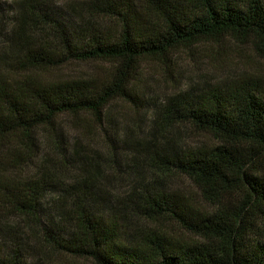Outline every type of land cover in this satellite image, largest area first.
Listing matches in <instances>:
<instances>
[{"label": "trees", "instance_id": "obj_1", "mask_svg": "<svg viewBox=\"0 0 264 264\" xmlns=\"http://www.w3.org/2000/svg\"><path fill=\"white\" fill-rule=\"evenodd\" d=\"M80 2L83 11L65 16L57 0L0 5V264H47L29 262L21 222L52 249L93 264H264V76L189 85L151 106L137 102L134 87L143 62L167 65L225 40L264 57V0ZM73 61L110 70L41 76ZM118 101L140 108L144 141H133L141 126L113 123ZM65 116L75 128L69 138ZM180 124L215 144L160 141ZM119 154L131 171L148 160L153 170L126 182L110 205L96 204L99 186L117 178ZM161 174L189 178L200 198L170 191ZM134 219L147 228H132Z\"/></svg>", "mask_w": 264, "mask_h": 264}, {"label": "rangeland", "instance_id": "obj_2", "mask_svg": "<svg viewBox=\"0 0 264 264\" xmlns=\"http://www.w3.org/2000/svg\"><path fill=\"white\" fill-rule=\"evenodd\" d=\"M12 0H0V5L8 6ZM81 0H57L56 7L62 16L68 15L66 12L73 14L81 12ZM86 7L83 6V9ZM62 20V18L55 16ZM110 65L101 61H73L61 67L55 68L49 72L41 73L44 79L48 80H74L86 79L93 76H101L108 73ZM245 74H254L264 76V57L259 56L255 50L240 43L225 40L220 43L200 46L192 51H183L174 56L171 63L167 65L154 61H145L142 63L139 74L134 81L135 90L139 91L140 98L137 102L142 105L151 106L154 103H165L168 98L182 92L189 85H201L207 82H223L238 78ZM150 104V105H149ZM112 115L115 117L113 123H119L120 129L122 122L120 119L132 121L135 125L141 126L144 130L133 141H144L146 139L148 126L147 121L143 122V113L140 108L135 107L132 103L118 101L113 106ZM118 119V120H117ZM63 134L69 138L73 136V120L70 116L63 118ZM118 121V122H117ZM168 137L170 141L181 144L187 148H199L213 145V139L204 133L195 132L191 126L180 124L170 126L161 138ZM101 138V135H100ZM119 154V166L113 165L116 177L105 180L101 186L100 199L95 203L105 206L107 203H113L118 200L122 194L126 182H137L143 178H148L151 170L150 161L143 162L144 167L139 163L138 172L131 171L126 162L121 159ZM113 170V171H114ZM154 176V174H153ZM159 179L169 187L170 191H178L187 194L195 199L200 196L193 182L180 174L159 175ZM102 198H107L104 201ZM112 200V201H111ZM26 223L16 224L15 228L23 237L24 248L27 251L31 262L39 260L47 264H93L86 259L73 257L65 252H58L52 249L46 242L45 236L33 227H26ZM132 228L142 230L147 228V223L143 220L134 219ZM173 235L180 237L191 236L184 233L182 229L168 227Z\"/></svg>", "mask_w": 264, "mask_h": 264}]
</instances>
